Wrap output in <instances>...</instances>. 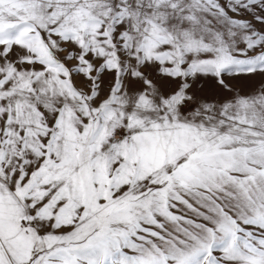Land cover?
Wrapping results in <instances>:
<instances>
[{
	"label": "snow or ice",
	"instance_id": "snow-or-ice-1",
	"mask_svg": "<svg viewBox=\"0 0 264 264\" xmlns=\"http://www.w3.org/2000/svg\"><path fill=\"white\" fill-rule=\"evenodd\" d=\"M0 264H264V0H0Z\"/></svg>",
	"mask_w": 264,
	"mask_h": 264
}]
</instances>
